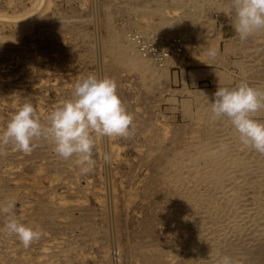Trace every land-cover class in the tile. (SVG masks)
<instances>
[{"label":"rangeland","instance_id":"obj_1","mask_svg":"<svg viewBox=\"0 0 264 264\" xmlns=\"http://www.w3.org/2000/svg\"><path fill=\"white\" fill-rule=\"evenodd\" d=\"M234 19L231 0H0V132L27 101L43 120L89 75L113 79L135 117L130 137L97 141L87 175L48 141L7 147L0 205L15 199L44 234L26 249L0 212V264H264V155L210 119L218 87L264 88V30L241 41ZM131 31L192 41L162 62Z\"/></svg>","mask_w":264,"mask_h":264},{"label":"clouds","instance_id":"obj_2","mask_svg":"<svg viewBox=\"0 0 264 264\" xmlns=\"http://www.w3.org/2000/svg\"><path fill=\"white\" fill-rule=\"evenodd\" d=\"M231 6L235 16L232 26L241 41L264 30V0H231ZM217 54L215 48L207 50L210 59H215ZM210 104L211 121L226 118L238 132L244 148L264 155V121L257 118L264 110V88L245 81L235 87H218ZM134 120L117 93L116 82L89 75L74 84L72 99L64 101L43 120L31 101L19 106L0 132V157L7 155L8 146L30 154L38 147V141H48L63 160L76 157L80 174L87 175L95 166L97 141L105 137H130ZM220 147L227 150L228 145ZM103 159L108 163L110 155L104 154ZM15 208V199L0 205V212L6 215L3 231L15 236L27 249L44 233L20 222ZM217 264H234V261L230 256H221Z\"/></svg>","mask_w":264,"mask_h":264},{"label":"built area","instance_id":"obj_3","mask_svg":"<svg viewBox=\"0 0 264 264\" xmlns=\"http://www.w3.org/2000/svg\"><path fill=\"white\" fill-rule=\"evenodd\" d=\"M130 34L142 54H146L151 58L162 62L168 56V51H171L175 55L183 54L192 41L190 37H185L183 35H176L169 41V39L163 37L158 38V40L155 38L149 40L141 34H135L133 31H131ZM163 40H165L167 45L160 46V43Z\"/></svg>","mask_w":264,"mask_h":264},{"label":"bare ground","instance_id":"obj_4","mask_svg":"<svg viewBox=\"0 0 264 264\" xmlns=\"http://www.w3.org/2000/svg\"><path fill=\"white\" fill-rule=\"evenodd\" d=\"M208 1V0H207ZM117 40V39H116ZM125 47H127V46H125ZM109 50V49H108ZM133 54L135 55V53L134 52H132L131 51V53L129 54L130 55V60L131 61H133L134 63H137V64H140V65H142V67L144 68V69H147V70H150L151 69V67L152 66H150V64L148 65L147 64V62H146V60L145 59H143L142 58V56H133ZM149 63V62H148ZM153 70V69H152ZM207 107V106H206ZM239 172V171H238ZM258 176V175H257ZM230 184H232V182H230ZM227 185V184H226ZM229 188V187H228ZM224 189H225V187H224ZM230 190H231V188H230ZM242 190V189H241ZM224 192H228V189L226 190H224ZM249 199V198H248ZM246 200V199H245ZM248 202V201H247ZM251 203V202H250ZM234 211V210H233ZM234 224V223H233ZM239 224V223H238ZM223 229V228H222Z\"/></svg>","mask_w":264,"mask_h":264}]
</instances>
